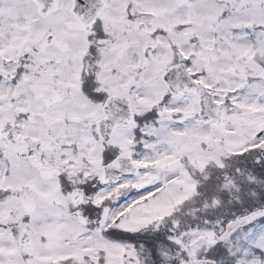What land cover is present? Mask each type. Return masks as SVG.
Segmentation results:
<instances>
[{"label":"snow or ice","instance_id":"obj_1","mask_svg":"<svg viewBox=\"0 0 264 264\" xmlns=\"http://www.w3.org/2000/svg\"><path fill=\"white\" fill-rule=\"evenodd\" d=\"M0 264H264V0H0Z\"/></svg>","mask_w":264,"mask_h":264}]
</instances>
